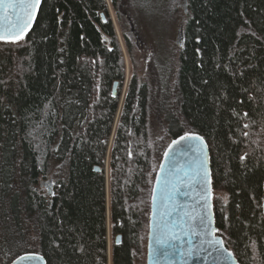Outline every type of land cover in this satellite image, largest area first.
<instances>
[{
	"label": "trees",
	"instance_id": "obj_1",
	"mask_svg": "<svg viewBox=\"0 0 264 264\" xmlns=\"http://www.w3.org/2000/svg\"><path fill=\"white\" fill-rule=\"evenodd\" d=\"M188 7L165 93L149 61L150 83L132 77L120 100L125 64L107 0H42L25 39L0 42V264L146 259L161 163L150 109L168 122L166 145L204 138L217 236L238 264H264V0Z\"/></svg>",
	"mask_w": 264,
	"mask_h": 264
},
{
	"label": "snow or ice",
	"instance_id": "obj_2",
	"mask_svg": "<svg viewBox=\"0 0 264 264\" xmlns=\"http://www.w3.org/2000/svg\"><path fill=\"white\" fill-rule=\"evenodd\" d=\"M41 3L42 0H0V42L18 44L23 41L33 27ZM244 127L248 128L249 125L245 124ZM243 135L247 136L248 133ZM189 140L193 143L188 145V149L196 154L195 166L190 165V171L179 166L166 172L163 164L159 166L163 175H157L156 187L152 189L153 224L149 260L153 264H161L162 260L174 264V258L183 261L194 254L199 256L204 253L203 259L212 261V264L219 261H223V264L232 261L235 264L233 253L225 248L224 240L217 236L220 230L212 227L209 203L212 181L204 138L185 133L172 141L169 151L164 154L165 158L170 154L175 155L177 148ZM194 185L199 187L195 204H179L176 197L188 195L184 189L191 190ZM184 238H187V247Z\"/></svg>",
	"mask_w": 264,
	"mask_h": 264
},
{
	"label": "rangeland",
	"instance_id": "obj_3",
	"mask_svg": "<svg viewBox=\"0 0 264 264\" xmlns=\"http://www.w3.org/2000/svg\"><path fill=\"white\" fill-rule=\"evenodd\" d=\"M188 1L118 0L117 5L113 6L110 0H107L109 15L125 64L121 101L132 77L150 83L147 81V79L150 80L149 61L153 62L152 69L154 66L158 69L160 82L163 83L161 87L163 93L174 82V72L177 69L176 64L182 47L181 33L184 24L190 17ZM147 120L149 123V141L155 146L159 154L158 157L162 161L169 148V144L166 145L167 142L163 139L164 127L168 125V122L166 120L163 123L160 116L155 115L153 109L149 110ZM116 121L117 118L115 123ZM114 133L109 146H112ZM105 170L108 171L107 167ZM51 172L42 180L46 187H49L53 181L54 169ZM146 247L147 240H144L143 249ZM136 263L146 264V259L139 258Z\"/></svg>",
	"mask_w": 264,
	"mask_h": 264
},
{
	"label": "water",
	"instance_id": "obj_4",
	"mask_svg": "<svg viewBox=\"0 0 264 264\" xmlns=\"http://www.w3.org/2000/svg\"><path fill=\"white\" fill-rule=\"evenodd\" d=\"M37 13H38V11H37ZM117 88H118V82H114L113 86H112V94H111L112 97L116 96ZM191 143H193V141H191V140L183 142L182 145L179 146V148H177L175 155L170 154L168 158H165V155H164L161 164L164 165L166 172L169 169H173L174 167H179V166H183L185 171H190L191 170L190 165L192 167L195 166L194 162L196 160V154L188 149V145ZM173 147L175 148L176 146H173ZM167 151H169V148ZM206 151H207V156H208V168L210 170L208 148H206ZM183 153H187V154L185 155ZM94 171L99 172L100 169L95 167ZM158 174L163 175V173H160V168L158 169L157 175ZM157 175H156V177H157ZM156 177H155L153 188L156 187ZM210 187H211V185H210ZM184 191L188 192L189 194L188 195L181 194V195L177 196L176 197L177 202L179 204H187V205L195 204L196 201L194 198L196 197V193L199 191V187L194 185L193 189H191V190L190 189H184ZM152 195H153V193L151 194V203H150V219H149V227H148V235H147L148 244H147V252H146V264H153V262H151L149 260V252H150L149 245H150V241L152 240V224H153ZM209 203L211 205L210 212H211V219H212V227L216 228L214 225V216H213V211H212V188H211V199L209 200ZM261 208H262V215H263V219H264V181L262 183V205H261ZM158 212H159V204H158ZM173 218H175V213L173 214ZM117 238L119 239V242H120V237L118 236ZM117 238L115 240L116 244H118ZM186 241H187V238H184L185 247H187ZM203 256H204V253H201L199 256L194 254L190 259L186 258L183 261L179 260L178 258H174V264H212V261H205L203 259ZM23 257H28V259H22ZM234 260H235V264H238L235 257H234ZM10 264H46V263H45L44 259L39 255L25 254V255H21V256L17 257ZM161 264H167V262L162 260ZM217 264H223V261H219V262H217ZM228 264H232V261H228Z\"/></svg>",
	"mask_w": 264,
	"mask_h": 264
},
{
	"label": "bare ground",
	"instance_id": "obj_5",
	"mask_svg": "<svg viewBox=\"0 0 264 264\" xmlns=\"http://www.w3.org/2000/svg\"><path fill=\"white\" fill-rule=\"evenodd\" d=\"M208 148V147H207ZM168 150V149H167ZM162 162V161H161ZM161 164V163H160ZM157 175V174H156ZM105 176H106V190H108V184H107V180H108V173H107V171L105 172ZM155 181V180H154ZM154 185V184H153ZM108 195V194H107ZM150 203H151V200H150ZM118 236H116L115 237V240H116V238H117ZM120 237V236H119ZM120 243V242H119ZM118 243V244H119ZM116 244V243H115ZM147 244H148V241H147ZM146 252H147V249H146Z\"/></svg>",
	"mask_w": 264,
	"mask_h": 264
}]
</instances>
